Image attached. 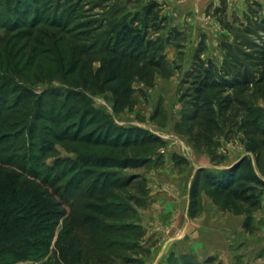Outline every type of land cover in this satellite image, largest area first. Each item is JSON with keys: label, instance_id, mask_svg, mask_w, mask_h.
<instances>
[{"label": "rangeland", "instance_id": "1", "mask_svg": "<svg viewBox=\"0 0 264 264\" xmlns=\"http://www.w3.org/2000/svg\"><path fill=\"white\" fill-rule=\"evenodd\" d=\"M263 16L264 0H0V158L14 163L0 168V189L14 174L37 182L39 172L40 190L58 204L43 220L46 248L0 264L75 263L56 244L86 203L98 230L78 231L92 239L85 264H141L132 258L150 257L133 244L142 236L117 229L139 225L140 210L150 216L168 154L179 175L208 165L192 195L202 187L224 217H237L228 236L236 264H264V82L241 92L215 80L264 46V37L243 32ZM124 25L149 31L150 45L118 46ZM215 177L229 179L225 191L210 184ZM194 204L203 210L201 198Z\"/></svg>", "mask_w": 264, "mask_h": 264}, {"label": "trees", "instance_id": "2", "mask_svg": "<svg viewBox=\"0 0 264 264\" xmlns=\"http://www.w3.org/2000/svg\"><path fill=\"white\" fill-rule=\"evenodd\" d=\"M155 8L156 3H150L147 5L144 9V12L146 13L145 17H150ZM26 11H28V9H26ZM256 12L258 13V11ZM135 21L139 22L140 18L137 17ZM258 21L259 22L256 29L251 26L243 27V32L248 35L254 34L257 37H264V16L262 17V20ZM81 24L90 25L91 22H83ZM144 28L147 29L148 26L144 25ZM143 31V27L134 28L124 25L123 30L119 32L117 36L118 46H121L123 44L122 42L129 43L135 47H139V52L142 51L146 44L148 46L150 45L148 42L149 31ZM245 41L246 39H244V45L246 44ZM253 44H258V42L254 41ZM245 46L247 47L246 49H250L248 45ZM242 55L245 57V61H232L227 67L224 68V78L223 76L219 75L218 78L215 77L217 78L215 79L216 82L221 83V81L218 79L226 80L229 82V87L240 90L241 92H247L252 86L260 85L264 82V46H256L254 53L243 52ZM254 66L260 68L261 70V75L259 77H251V69ZM119 90H121V88H119ZM2 111L4 112V110L1 109L0 114ZM120 145H123V147L126 148L130 146L128 142L120 143ZM135 157L136 156H127L125 157V161H133L135 160ZM24 161L26 163L25 157H18L17 162L15 160L16 163H24ZM7 164L12 165L14 163L11 161H4L2 158H0V168H3V166H6ZM35 173V179L38 182L39 172ZM227 178L230 177L227 176ZM227 178L217 179L215 177L210 179V184L218 192H223L227 188V183L229 181ZM12 180L10 179V181L0 189V259H11L13 263H15L20 258H22L24 254L23 251L29 250L31 252H36L42 251L44 248H46V239H43L41 236L48 229L44 228L43 220L51 216L53 207L55 208L58 206V204L52 201L57 194L51 193V195H48L46 191L40 190V186L36 181H25V178L23 179L22 176L16 174L12 176ZM254 182L261 184V180L259 179H256ZM40 183H42V181ZM123 186L124 188H128L130 185L129 183H126ZM66 196L74 197L75 193H68ZM84 197L89 199L92 196L89 194L85 195ZM65 200L66 199L63 198V200L60 201L61 205H65ZM101 205L103 208L104 205ZM83 209L84 211L79 214L80 216L77 220L74 221L73 218H70L71 222L69 225L71 226H68L65 231L66 238H64V240L59 238L56 244L61 245L60 253L65 251L64 246H67L66 253L68 252L67 254L74 257L75 263L73 262V264H85V262L88 261L89 258L85 257V255H87L90 251L88 241L92 240L86 235L82 237L79 236L78 231L83 226H86L85 228L88 229L90 233L98 230L91 227V224L96 221V219H94V215L87 212L91 209V203H86ZM99 225L102 227L101 229H103L104 232L108 230L105 222H99ZM138 228L139 226L137 225L132 227L129 225H121L117 231H123L127 234L130 231H135L139 233V236H142V232L138 230ZM129 236L130 235H127V238ZM66 240L68 241L69 245H67ZM116 242L117 241H114L111 246H108L112 247L116 245ZM98 243L100 244L101 241L98 240ZM123 244L125 243L123 242ZM133 244H138V242ZM102 249L104 250V248ZM105 250L107 249L105 248ZM103 255L107 256L105 253H103ZM91 260H93V258Z\"/></svg>", "mask_w": 264, "mask_h": 264}, {"label": "crops", "instance_id": "3", "mask_svg": "<svg viewBox=\"0 0 264 264\" xmlns=\"http://www.w3.org/2000/svg\"><path fill=\"white\" fill-rule=\"evenodd\" d=\"M169 156L161 158L159 171L164 174L155 177L158 186L151 191L150 216L146 214L145 220L143 210L136 214L142 221L136 224L142 232L138 249L141 253L149 249L150 257L134 256L133 260L141 264H210V260L214 264L222 260L236 264L228 236L233 234L237 217L230 213L224 217L217 201L202 190V182L199 194L192 195L193 179L200 168L208 165H195L188 174L179 175L174 172L177 165L173 157ZM199 198L203 210L193 211L192 204Z\"/></svg>", "mask_w": 264, "mask_h": 264}]
</instances>
